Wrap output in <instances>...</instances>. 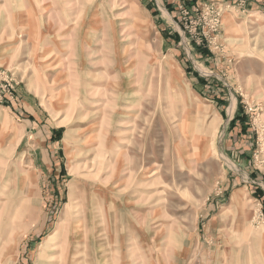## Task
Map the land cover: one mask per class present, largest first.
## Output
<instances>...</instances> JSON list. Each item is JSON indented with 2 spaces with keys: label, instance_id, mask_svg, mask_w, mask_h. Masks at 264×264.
Returning a JSON list of instances; mask_svg holds the SVG:
<instances>
[{
  "label": "rangeland",
  "instance_id": "obj_1",
  "mask_svg": "<svg viewBox=\"0 0 264 264\" xmlns=\"http://www.w3.org/2000/svg\"><path fill=\"white\" fill-rule=\"evenodd\" d=\"M156 1L0 0V264H264V18Z\"/></svg>",
  "mask_w": 264,
  "mask_h": 264
},
{
  "label": "crops",
  "instance_id": "obj_2",
  "mask_svg": "<svg viewBox=\"0 0 264 264\" xmlns=\"http://www.w3.org/2000/svg\"><path fill=\"white\" fill-rule=\"evenodd\" d=\"M228 1L229 3H235L238 8H244L246 6L249 12L259 13L264 18V0H161L163 6H168L174 10L178 5L183 4L191 6L193 9L195 6H201L202 4H208L210 2ZM151 4L156 3V0H149ZM168 40V38H167Z\"/></svg>",
  "mask_w": 264,
  "mask_h": 264
},
{
  "label": "trees",
  "instance_id": "obj_3",
  "mask_svg": "<svg viewBox=\"0 0 264 264\" xmlns=\"http://www.w3.org/2000/svg\"><path fill=\"white\" fill-rule=\"evenodd\" d=\"M174 38H177V35H175V37ZM239 120V115H238V113L236 114V116L232 119V121L230 122V126H234L235 125V123L237 122ZM244 129H242V131H243Z\"/></svg>",
  "mask_w": 264,
  "mask_h": 264
},
{
  "label": "built area",
  "instance_id": "obj_4",
  "mask_svg": "<svg viewBox=\"0 0 264 264\" xmlns=\"http://www.w3.org/2000/svg\"><path fill=\"white\" fill-rule=\"evenodd\" d=\"M185 7V9H186V6L185 5H183V4H180V5H178V9H182V12L185 14V15H187V9L185 10V9H183Z\"/></svg>",
  "mask_w": 264,
  "mask_h": 264
}]
</instances>
